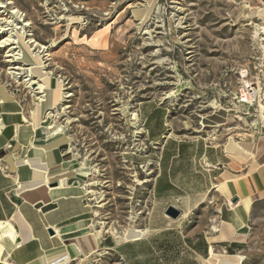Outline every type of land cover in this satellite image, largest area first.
Returning <instances> with one entry per match:
<instances>
[{
    "label": "rangeland",
    "instance_id": "374dc122",
    "mask_svg": "<svg viewBox=\"0 0 264 264\" xmlns=\"http://www.w3.org/2000/svg\"><path fill=\"white\" fill-rule=\"evenodd\" d=\"M13 1L26 13L35 39L48 47L42 53L45 70L64 85L54 128L45 130L44 139L65 132L78 158L88 157L95 166V193L87 197L105 242L145 244L160 236L189 249L217 234L222 201L215 188L202 201L156 191L160 149L166 139L225 148L230 141L264 137V40L254 36L256 25L264 27V9L252 0H158L142 25L133 10L143 8L144 0ZM11 47L0 48V85L17 95L27 117L41 93L32 95L8 73L22 65L6 60ZM244 75L260 97L251 98ZM242 88L252 103L241 101ZM170 206L181 211L177 218L167 215ZM255 228L250 224L248 240L237 251L245 256L243 264H264V241L251 238ZM137 230H146L140 240ZM106 251L98 263L124 264ZM164 258L181 261L174 254ZM94 259L89 255L80 264Z\"/></svg>",
    "mask_w": 264,
    "mask_h": 264
},
{
    "label": "crops",
    "instance_id": "0c3cea01",
    "mask_svg": "<svg viewBox=\"0 0 264 264\" xmlns=\"http://www.w3.org/2000/svg\"><path fill=\"white\" fill-rule=\"evenodd\" d=\"M27 118L31 119V113ZM45 130L50 129L41 127L37 132L34 137L37 142H45L51 137L49 135L44 139ZM9 143L12 145L6 147L9 157L0 158V223H4L3 229H0V264H80L89 257L85 253L86 243H83L77 256H71L70 246L75 237L67 235L85 225L89 217H93L92 205L87 194L83 193V181L77 185L76 177H70V188H58L57 181L48 183L44 180L45 175H36L29 171H48V163L40 156H28V161L25 162L21 149H14L16 139H11ZM238 143L241 147L232 142V149L228 150L226 146L219 148L200 140L166 139L160 149L159 163L162 162V165L156 174V191L159 195L175 194L177 198L192 195L202 201L203 195L214 189V183L226 170L242 173L243 168H246L252 173L264 165V137ZM245 149L251 154H247ZM10 158L13 164L10 163ZM233 164L238 167H233ZM217 192L222 201L218 215L219 229H216L217 234L206 238V242L200 243L196 240L188 249L184 242L183 245L175 247L167 239L160 240V236L145 244L134 242L135 240L114 244L112 241L105 242L104 237L98 236L97 252L91 254L95 256V264H102L98 262L106 250H110L108 252L112 258L117 257L124 264H151L152 260L162 264L168 254L181 257L180 264H204L210 257L211 247L218 253L237 254L248 237L245 240H213L212 237L221 235L222 225L228 222L225 219L226 211L240 197L233 195L229 199ZM247 223L257 227L251 238L264 241V196H258L252 201ZM50 229L52 232H49ZM4 230L11 232V235L2 233ZM234 236L241 237V234L236 232ZM142 255L147 256L148 260L138 259ZM188 256L195 257L191 260L183 259ZM164 263L171 264L170 260ZM219 264L236 263L222 259Z\"/></svg>",
    "mask_w": 264,
    "mask_h": 264
},
{
    "label": "bare ground",
    "instance_id": "6f19581e",
    "mask_svg": "<svg viewBox=\"0 0 264 264\" xmlns=\"http://www.w3.org/2000/svg\"><path fill=\"white\" fill-rule=\"evenodd\" d=\"M144 1L145 6L143 8H137L133 10L134 15L141 20L142 25H144V23L147 21V18L152 13L154 14L155 11H157L159 4L158 0ZM8 6H11V11L9 12L6 9ZM0 13H2L0 16V48L7 49L8 46H12L7 50L6 56L10 58L6 60L9 62H18L22 64H16L12 67H9L8 73L12 78H16L17 81H23L25 83L24 85L30 88V92L33 93L32 95L41 93V95L36 97L38 102L35 103L36 108L31 110V119H29L24 113L23 106L16 98L17 95L15 96L13 93L9 92L6 85H0V158L7 159L9 157L6 147H11L12 145H10L9 141L11 139H16L17 143L14 149H21L22 153H20L22 154L23 158H25V162L28 161V156H40L49 165L48 171L45 172L37 169H29V171H32L36 175H45L44 180H46L48 183L51 181H57L58 184L56 186H58V188L69 187L68 179L70 177H76L75 182L77 185L80 184L81 180L83 181L81 183L83 187V193L94 194L95 190L90 187L95 182V180L93 181L91 178L94 176L92 174L94 173L95 166L93 167L88 157H85L82 160L78 158V153L74 151V145L72 146V140L70 136H68L65 132H61L60 134L51 135L47 141L42 143L37 142L34 139L41 127H45L46 129L54 128V110H57L58 105L64 99L63 81L53 77L52 73L45 70L46 64L44 55L46 54L42 53L45 52L48 47L35 39L34 34L30 29L31 22L25 18L26 13L16 6L13 0H0ZM69 20L72 23L80 22L81 17H70ZM255 30L254 36L257 38L259 37V40L261 41L264 40V38L261 36V33L264 32V27L258 24L256 25ZM98 40L99 37L97 36L95 41ZM24 65H29V67L24 68ZM24 69L28 71V74H26L24 77H21L23 74L22 70ZM242 81L245 88H247L249 91L252 90V93H250L252 96L251 98L256 99L260 93L257 87L252 86V83H250V80L246 75L243 76ZM33 85H36V87ZM245 88H242L241 90L242 101L246 103H252L254 99H248L246 96L247 90ZM259 106L261 110H263L264 105L260 102V100ZM133 118L134 120H137L138 116L136 113H133ZM262 118H264L263 113ZM142 131L143 128H139L138 132ZM235 144L239 146V143L235 142ZM226 149H232V141L226 145ZM245 151L247 154H251L249 150L245 149ZM9 161L11 164H13V160L11 158ZM27 166L29 168L28 164ZM12 167L14 168L15 166L13 165ZM233 167L236 168L238 166L233 164ZM21 169L25 170L23 167ZM97 169H95V171H99ZM214 188L229 199L233 195H238L240 199L235 203H232L227 209L225 219L228 222H225L222 225L221 235L214 236L212 239L217 240L229 238L245 240L248 237L250 231V225L247 223V221L250 213L251 203L256 197L264 196V165H261L256 171L252 173H249L246 168H243L242 173H234L232 171L226 170L216 180L214 183ZM97 212L96 216L99 215ZM185 215L187 216V214ZM99 223L102 224L104 222ZM3 224L4 223H0V229H3ZM213 228L215 230L219 229L216 226ZM103 231L105 232L104 226H102V229L96 230L93 217H89V221L85 225H82L75 232L68 233L69 235L67 236L72 235L75 237L73 240L71 239L72 244L70 246V255L77 256V253L79 252V249L82 248L83 243H86V257L97 252V244L99 241L98 236H100ZM106 231L108 232V230ZM145 232L146 230H137L135 238L138 240L144 235ZM236 232H239L241 237H235L234 234ZM2 233L11 235V232H7L5 230ZM214 250L213 247H211L210 257L206 259L204 264H219L222 259L234 261L236 264H242L245 259V256L240 253L229 255L218 253ZM93 262L95 263L94 260Z\"/></svg>",
    "mask_w": 264,
    "mask_h": 264
},
{
    "label": "water",
    "instance_id": "95a60500",
    "mask_svg": "<svg viewBox=\"0 0 264 264\" xmlns=\"http://www.w3.org/2000/svg\"><path fill=\"white\" fill-rule=\"evenodd\" d=\"M180 214H181V211L174 206H170L167 210V215H169L172 218H177ZM49 232H52V229H50Z\"/></svg>",
    "mask_w": 264,
    "mask_h": 264
},
{
    "label": "built area",
    "instance_id": "2783aa9c",
    "mask_svg": "<svg viewBox=\"0 0 264 264\" xmlns=\"http://www.w3.org/2000/svg\"><path fill=\"white\" fill-rule=\"evenodd\" d=\"M253 3L257 4V9L260 10V9H264V0H252ZM36 87V86H35ZM37 90V89H35ZM242 101V100H241ZM244 102V101H242ZM246 103V102H245Z\"/></svg>",
    "mask_w": 264,
    "mask_h": 264
}]
</instances>
